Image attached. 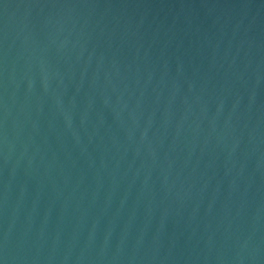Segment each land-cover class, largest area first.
<instances>
[{
	"label": "water",
	"instance_id": "95a60500",
	"mask_svg": "<svg viewBox=\"0 0 264 264\" xmlns=\"http://www.w3.org/2000/svg\"><path fill=\"white\" fill-rule=\"evenodd\" d=\"M0 264H264V0H0Z\"/></svg>",
	"mask_w": 264,
	"mask_h": 264
}]
</instances>
